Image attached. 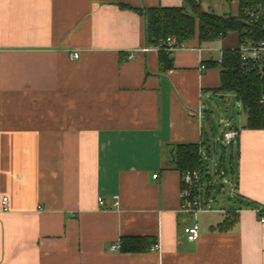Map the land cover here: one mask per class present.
<instances>
[{"label":"crops","instance_id":"crops-1","mask_svg":"<svg viewBox=\"0 0 264 264\" xmlns=\"http://www.w3.org/2000/svg\"><path fill=\"white\" fill-rule=\"evenodd\" d=\"M121 3L184 0H0V193L9 197L0 264H264V130L245 128L247 118L228 124L240 131L224 164L237 207L197 216L194 241L185 228L195 220L179 210L175 145L201 143L203 159L206 137L214 143L212 104L237 97L219 90L210 63L216 42L222 51L236 44L193 38L164 72L145 18ZM233 212L237 222L223 230ZM137 235L157 242L141 253L112 248Z\"/></svg>","mask_w":264,"mask_h":264},{"label":"trees","instance_id":"trees-1","mask_svg":"<svg viewBox=\"0 0 264 264\" xmlns=\"http://www.w3.org/2000/svg\"><path fill=\"white\" fill-rule=\"evenodd\" d=\"M263 4L264 0H237V15H219L202 8L197 0H184L178 7H141L136 8L121 3L123 9L134 10L145 18L146 42L148 46H157L169 36H175L179 43H185L193 38L200 42H212L223 39L229 32H236L238 42L248 35L253 25L248 22L246 11L254 5ZM160 64L162 71L174 66L173 52L160 49ZM221 70L219 90L234 92L238 101L247 112L245 128L264 130V77L254 73L246 74L240 66L238 45L223 49L221 63H210ZM201 143H178L173 153L174 165L180 171L202 170L203 159ZM223 161V165H224ZM225 166V165H224ZM262 215V211L258 212ZM220 227L230 229L237 222V214H228ZM157 242L153 236H121L120 250L125 253H141L150 250Z\"/></svg>","mask_w":264,"mask_h":264},{"label":"built area","instance_id":"built-area-1","mask_svg":"<svg viewBox=\"0 0 264 264\" xmlns=\"http://www.w3.org/2000/svg\"><path fill=\"white\" fill-rule=\"evenodd\" d=\"M248 22L253 25V29L248 32L243 40L238 44V51L240 57V66L243 72L246 74L254 73L260 77H264V5L257 4L251 6L246 11ZM178 39L175 36H169L164 41L160 42L157 46H150L155 49H165L170 52H174L180 47ZM149 47L146 48V50ZM79 52H74L72 58H78ZM134 53L128 55L132 58ZM223 51L221 49L220 56L217 60L218 63L222 62ZM206 66L202 63L200 70L205 69ZM240 131L238 129H227L224 131L222 139L226 144L233 143L239 137ZM227 170L224 165H219L218 170L213 171L214 181H216L220 187V191L234 192V186L232 180L227 175ZM157 177V174L153 176ZM221 179V182H220ZM214 183V182H213ZM180 212L191 215L195 222L193 225L185 228V233L190 241H194L200 236V228L197 222V215L201 212L208 211V202L211 200L210 194L212 183L206 187L205 175L203 170H186L180 172ZM228 186V187H227ZM116 199L115 205H118V196H114ZM100 205L104 206V200L102 197L98 198ZM9 210V197L0 193V213ZM261 212V210H258ZM264 223V216L260 219ZM158 246V245H156ZM113 249H119L120 244L117 243Z\"/></svg>","mask_w":264,"mask_h":264},{"label":"rangeland","instance_id":"rangeland-1","mask_svg":"<svg viewBox=\"0 0 264 264\" xmlns=\"http://www.w3.org/2000/svg\"><path fill=\"white\" fill-rule=\"evenodd\" d=\"M198 3L202 6V8L206 11L213 12L215 14L219 15H237L238 14V5L237 0H210V5L208 6L207 3H202L201 1L197 0ZM222 3V4H221ZM223 6V7H222ZM236 32H229L228 33V39L232 43L231 45H238L236 41ZM220 39H218L219 41ZM217 41V40H215ZM216 47L218 52L220 53L221 46H219V42H216ZM216 102L212 107V113L210 114V120L214 127L215 131V140L214 143L209 144L208 138L206 137L207 145L204 148V154H203V162H204V171H205V181H206V187H208L207 183V176L212 175L213 177V171L218 170L220 159L223 155V151H226L225 156V164L227 165V168H229V155L232 152V145L226 144L223 139V133L225 129L229 128L228 124H231L232 126L240 125L241 123H244L247 118V112L242 107L241 103L233 96V94L225 97V98H218L215 100ZM208 109V107L206 106ZM207 131V130H206ZM234 147H236V142L234 143ZM226 167V166H225ZM215 185V189L211 191V198L212 201H210L209 205L212 209H216L217 212H211V213H199L197 216L200 218L208 215V216H222L223 212H220L221 210H228L230 208L237 207L235 203H230L233 197H230L228 194V190L225 192L218 191L216 181H213ZM221 182V179H220ZM228 187V186H227ZM216 200L215 202L213 201Z\"/></svg>","mask_w":264,"mask_h":264},{"label":"water","instance_id":"water-1","mask_svg":"<svg viewBox=\"0 0 264 264\" xmlns=\"http://www.w3.org/2000/svg\"><path fill=\"white\" fill-rule=\"evenodd\" d=\"M172 153H173V151H172Z\"/></svg>","mask_w":264,"mask_h":264}]
</instances>
